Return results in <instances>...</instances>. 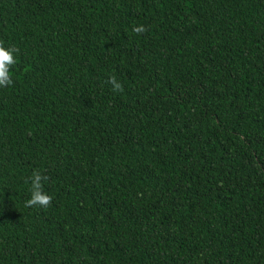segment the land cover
Returning <instances> with one entry per match:
<instances>
[{
    "label": "trees",
    "instance_id": "1",
    "mask_svg": "<svg viewBox=\"0 0 264 264\" xmlns=\"http://www.w3.org/2000/svg\"><path fill=\"white\" fill-rule=\"evenodd\" d=\"M0 42V264H264V0H0Z\"/></svg>",
    "mask_w": 264,
    "mask_h": 264
},
{
    "label": "clouds",
    "instance_id": "2",
    "mask_svg": "<svg viewBox=\"0 0 264 264\" xmlns=\"http://www.w3.org/2000/svg\"><path fill=\"white\" fill-rule=\"evenodd\" d=\"M148 31L145 25H134L132 32L136 35H142ZM19 49L16 47H5L0 42V88L9 87L13 84L11 69L16 64ZM108 83L112 85L114 92H122L123 86L115 76L109 78ZM49 177L39 170H33L30 177V198L25 201V207L29 208H48L52 204V196L44 190V182Z\"/></svg>",
    "mask_w": 264,
    "mask_h": 264
}]
</instances>
